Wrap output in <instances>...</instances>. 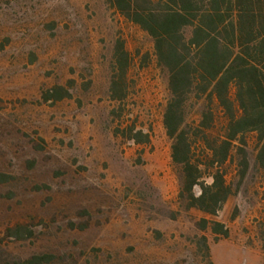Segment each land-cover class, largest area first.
I'll return each mask as SVG.
<instances>
[{
	"label": "rangeland",
	"instance_id": "rangeland-1",
	"mask_svg": "<svg viewBox=\"0 0 264 264\" xmlns=\"http://www.w3.org/2000/svg\"><path fill=\"white\" fill-rule=\"evenodd\" d=\"M171 97L153 39L105 0H0V264H264L257 136L247 173L237 150L225 168L234 195L218 216L189 209L164 126Z\"/></svg>",
	"mask_w": 264,
	"mask_h": 264
},
{
	"label": "trees",
	"instance_id": "trees-1",
	"mask_svg": "<svg viewBox=\"0 0 264 264\" xmlns=\"http://www.w3.org/2000/svg\"><path fill=\"white\" fill-rule=\"evenodd\" d=\"M105 1L153 39L157 65L169 75L172 97L164 126L173 142L172 160L182 170L179 197L189 209L217 217L234 195L225 168L235 150L243 176L250 168L249 135L257 136L256 164L264 169V0ZM117 63L125 76L129 55L123 48ZM124 79L111 84L114 101L122 100L117 94ZM193 102L197 119L188 115ZM127 133L136 145L151 144L150 134L135 128ZM208 225L203 220L201 229ZM212 230L229 238L222 224Z\"/></svg>",
	"mask_w": 264,
	"mask_h": 264
}]
</instances>
